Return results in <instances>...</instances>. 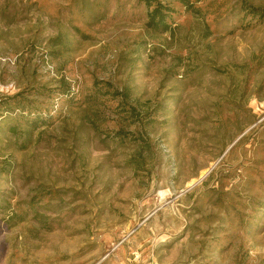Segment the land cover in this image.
Here are the masks:
<instances>
[{
  "label": "rangeland",
  "instance_id": "obj_1",
  "mask_svg": "<svg viewBox=\"0 0 264 264\" xmlns=\"http://www.w3.org/2000/svg\"><path fill=\"white\" fill-rule=\"evenodd\" d=\"M161 2L0 0V264H264V0Z\"/></svg>",
  "mask_w": 264,
  "mask_h": 264
},
{
  "label": "trees",
  "instance_id": "obj_2",
  "mask_svg": "<svg viewBox=\"0 0 264 264\" xmlns=\"http://www.w3.org/2000/svg\"><path fill=\"white\" fill-rule=\"evenodd\" d=\"M140 1H144L148 7V18H149V25L152 26L153 28H161L162 32H167L170 30L171 27V23L169 21V19L171 18V13H172V8L168 5V4H163L161 2V0H140ZM259 9H252V13L257 15L259 13ZM264 13V12H263ZM63 86V95L69 96L72 95V90L71 87L64 82L62 84ZM102 86L100 84H96L95 85V91L93 93H95V95L92 97V99L94 100V102L87 100L86 103L87 105L90 106V108H92V104L91 103H95L97 102V97L100 93H102ZM104 94V93H102ZM10 99H8L5 103L6 105H10ZM19 101V105L16 108H20V111H25L27 110L26 105H30L26 102H24L23 99L18 100ZM31 107V106H29ZM16 108H11L12 110L10 112H14L16 110ZM9 110V109H8ZM31 112V111H30ZM38 120V119H37ZM36 119L33 120V122H37ZM142 160L137 161V164L140 166L142 165Z\"/></svg>",
  "mask_w": 264,
  "mask_h": 264
}]
</instances>
